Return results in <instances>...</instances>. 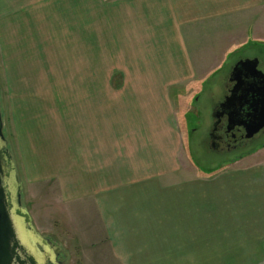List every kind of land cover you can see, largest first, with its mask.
Here are the masks:
<instances>
[{"label":"crops","instance_id":"0c3cea01","mask_svg":"<svg viewBox=\"0 0 264 264\" xmlns=\"http://www.w3.org/2000/svg\"><path fill=\"white\" fill-rule=\"evenodd\" d=\"M0 41L39 233L84 264H264V146L202 174L179 114L264 43V0H0Z\"/></svg>","mask_w":264,"mask_h":264},{"label":"water","instance_id":"95a60500","mask_svg":"<svg viewBox=\"0 0 264 264\" xmlns=\"http://www.w3.org/2000/svg\"><path fill=\"white\" fill-rule=\"evenodd\" d=\"M259 63L247 58L234 66L229 79L233 88L214 115L216 129L226 117L230 144L251 140L264 130V72ZM4 131L0 101V264H68L66 250L37 231L23 203V184Z\"/></svg>","mask_w":264,"mask_h":264},{"label":"rangeland","instance_id":"374dc122","mask_svg":"<svg viewBox=\"0 0 264 264\" xmlns=\"http://www.w3.org/2000/svg\"><path fill=\"white\" fill-rule=\"evenodd\" d=\"M261 53L264 54V43L242 46V48L232 51L227 63L220 68L219 72L215 74L214 78H212L210 82L205 84L204 89L201 90L202 92L200 94L196 95L192 104L189 103L187 105H183L179 109V114L181 116L185 111H191L187 113L182 120L184 122L186 132L189 134V137L184 140V144L186 145L184 150L186 153L184 154L183 159L186 157L189 160V164L195 166L202 174H211L215 171L221 170L222 168H228L230 167V164H233L237 161L238 157H241L246 152L256 150L259 147L264 146L263 130L254 137L256 138L254 142L242 147V152L236 156L237 158L227 163L225 155L222 156L215 154L210 149L208 140L209 133L212 130L214 123L215 109L227 95V91L225 92L227 86H224L223 83L229 78L233 65L236 64L240 58L254 59V57L256 58V56H259ZM18 90L19 82L11 81L9 74L6 78L2 43L0 41V101L4 118V132L9 140V148L13 154L19 173L21 165L18 158L17 144L15 142L16 138L14 136L15 132L13 131L14 129L10 115L11 105L19 104L18 97L15 96V94H18ZM13 117L14 121H16L15 113ZM233 157L234 156H232V158ZM175 176L177 177L174 178L178 179V175ZM30 208H32V203H30ZM40 228L47 232H43L44 236L54 241V238L50 235L52 232L51 222L47 224V227L41 226ZM56 236L58 238L57 244L65 246L66 253L68 254V264H84V258L80 255L81 252L71 249L70 242L66 239L67 237Z\"/></svg>","mask_w":264,"mask_h":264},{"label":"flooded vegetation","instance_id":"af4514ba","mask_svg":"<svg viewBox=\"0 0 264 264\" xmlns=\"http://www.w3.org/2000/svg\"><path fill=\"white\" fill-rule=\"evenodd\" d=\"M256 58H258L259 62H260L259 67H258L259 70L264 72V67H263V65H264V54L261 53L259 56H256ZM245 59H247V58H240L237 61V63L240 62L241 60H245ZM250 59H253V58H250ZM236 64L233 65V67L231 69V73H232V70ZM231 73H230V75H231ZM230 75H229L228 84H227V88H228L227 95H229V92L231 91V89L233 88V85H234V84H231L229 82ZM224 100H225V98L223 99V101ZM220 104L216 107L214 115L218 112ZM215 123H216V119L214 118L212 130L210 131L209 136H208L209 147L215 154H219L222 156L225 155L227 163H229L230 161H233L235 158H237L236 156L242 152L241 150H242L243 146H247L249 143L254 142L256 140V138H253L251 140H244V141L238 142L236 144H230L225 137V128H226V124H227L226 117H224L222 119V122L220 123V125L217 126V129L215 128ZM214 129H216L215 132H214ZM232 156H234V157L232 158Z\"/></svg>","mask_w":264,"mask_h":264},{"label":"trees","instance_id":"16d2710c","mask_svg":"<svg viewBox=\"0 0 264 264\" xmlns=\"http://www.w3.org/2000/svg\"><path fill=\"white\" fill-rule=\"evenodd\" d=\"M253 152H255V150L248 151V152H246L245 154H243L241 157H243V156H245V155H248V154H252ZM241 157H238V158H241ZM238 158H237V159H238Z\"/></svg>","mask_w":264,"mask_h":264}]
</instances>
